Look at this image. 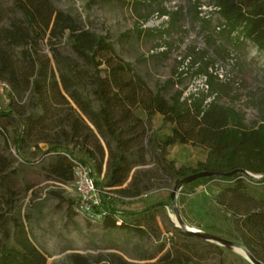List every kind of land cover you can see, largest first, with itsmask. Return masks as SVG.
I'll return each instance as SVG.
<instances>
[{"label": "trees", "instance_id": "16d2710c", "mask_svg": "<svg viewBox=\"0 0 264 264\" xmlns=\"http://www.w3.org/2000/svg\"><path fill=\"white\" fill-rule=\"evenodd\" d=\"M120 1L148 5L157 0ZM213 1L222 20L217 26L224 41L223 46L216 45L219 56L223 60L232 59L228 47L238 50L246 40L253 41L264 52V0ZM11 2L13 5L9 7L0 0V80L10 86V106L15 94L30 91L35 96V106L41 110L24 120L23 129L13 140L8 136L7 123L3 120L12 118L14 110L0 111V133L6 135L8 144H14L18 155L21 157L20 150L28 135L38 136L40 141L50 145L48 153H56L49 164L50 177L66 183L74 181V160L88 165L94 178L95 174L100 175L108 151L105 186L123 196H138L141 191L136 187L135 174L129 181L138 163L129 155L140 145L146 125L135 111L141 108L149 120L160 113L164 122L172 126L171 133L162 139L156 137L155 147L162 160H165L168 146L177 143L202 146L208 151L206 161L199 162L196 168L170 166L179 182L199 171L227 173L244 169L263 174L251 182L242 177L243 173H235L198 178L190 183L214 178L225 182L215 197L216 202L238 216L236 225L243 241L256 257H260L257 246H261L264 258V120L257 127L248 128L243 114L215 99L223 85L222 78L213 70L215 59H195L179 73L183 75L195 68L196 76L204 77L206 88H198L187 95L180 89L167 98L162 91L173 83L172 79L166 81L163 89L154 91L133 64L118 54L106 34L84 28L76 17L59 9L52 0ZM157 13L160 17L168 16L170 24L178 20L179 13L164 7ZM196 13L208 25L210 19L201 17L198 10ZM151 16H143L140 25L147 23ZM139 31L149 35L155 29ZM62 38L71 46L75 58L63 55L57 47L51 46L54 65L43 53L41 44L54 45ZM17 48L22 49L21 58L15 52ZM132 133L136 134L134 139L130 138ZM112 142L116 150L112 148ZM71 146L79 149L80 158ZM8 167L9 160L2 152L0 142V175ZM96 183L99 187L97 178ZM99 189L102 203L93 207V214H99L97 220L105 228L129 229L140 235L155 233L156 214L168 203H156L140 212L125 211L120 217L118 210L104 209V195ZM11 198L0 194L1 225L13 206ZM73 207L70 206L72 210ZM75 207H78V201ZM13 225V233L6 229L4 239L0 238V264H47V255L30 239L25 225L17 219L13 220ZM10 239L14 243H10ZM201 239L186 230H177L168 250L153 262H132L119 254H112L106 263L101 259L91 262L88 256L73 253L65 264H196V259L201 260L211 253H224L218 245L202 243Z\"/></svg>", "mask_w": 264, "mask_h": 264}, {"label": "rangeland", "instance_id": "374dc122", "mask_svg": "<svg viewBox=\"0 0 264 264\" xmlns=\"http://www.w3.org/2000/svg\"><path fill=\"white\" fill-rule=\"evenodd\" d=\"M1 1L5 6L13 5L11 0ZM91 1L89 5L90 0H52L59 9L76 17L84 28L106 34L118 54L133 64L154 91L163 89L170 79L173 83L162 91L167 98L180 89H184V95H187L198 88H206L203 85L204 77L196 76L195 68L183 75L179 73L195 59H215L213 70L223 80L215 99L221 105L234 107L243 114L248 128H255L264 120V52L253 41L246 40L245 45L238 50L228 47L232 59L223 60L219 56L216 47L223 46L224 41L220 38L217 26L222 20L213 0H157L148 5H132L120 0ZM163 7L179 13L176 23L170 24L166 15L160 17L157 11ZM196 10L200 11L201 17L210 19L208 25L197 17ZM148 14L152 15L150 20L140 25L143 16ZM149 28L155 29L154 33L148 35L139 31ZM51 46L57 47L63 55L75 58L65 38L54 45L43 42V53L52 59L54 65ZM21 50H15L19 58ZM12 102L10 106L0 95V111L9 108L14 110L12 118L3 120L7 123L6 129L11 140L18 137L27 117L41 113L30 91L15 94ZM135 113L143 118L146 125L140 145L135 146L129 155L132 161L138 163L129 181L135 174L140 195L123 196L105 186L108 181V151L101 174H95V177L104 195V209H116L120 217L125 211L140 212L156 203H168L156 214L153 235H140L129 229H108L98 220L89 221L75 207L78 195L73 181L65 183L50 177L49 164L56 153H48V143L30 134L21 147L20 157L14 144H8L6 135L0 133L2 152L9 160V167L0 175V194L12 197L13 201L5 223H0V238L4 239L6 229L13 233V220L17 219L25 225L34 244L47 255V264H65L73 253L84 254L91 262L101 259L102 263H106L112 254H119L132 262H153L168 250L171 239L176 236L177 230L182 229L181 221L191 230L220 236L250 250L237 228L238 216H234L232 211L227 212L225 207L216 202L215 197L222 191L224 181L214 178L193 184L179 182V178L170 171V166L196 168L199 162L206 161L207 149L177 143L168 146L165 160H162L155 143L157 138L162 139L172 132L171 124L165 123L160 113L154 114L151 120L141 108ZM135 135H130V138L134 139ZM112 148L116 150L114 142ZM73 149L80 158L82 153L79 149ZM246 171L242 172V177L250 182L263 177L262 173ZM71 205L74 206L73 210ZM201 240L202 243L218 245L224 253H211L201 260L196 259V264H254L233 247ZM10 243H14V240L10 239ZM257 247L260 257L250 252L264 263L262 247Z\"/></svg>", "mask_w": 264, "mask_h": 264}, {"label": "built area", "instance_id": "2783aa9c", "mask_svg": "<svg viewBox=\"0 0 264 264\" xmlns=\"http://www.w3.org/2000/svg\"><path fill=\"white\" fill-rule=\"evenodd\" d=\"M10 86L7 82L0 80V95L6 101H10ZM74 187L78 195V209L87 218L96 221L99 214H93V207L102 203L100 189L96 183V178L92 176L91 168L81 161L74 160Z\"/></svg>", "mask_w": 264, "mask_h": 264}, {"label": "water", "instance_id": "95a60500", "mask_svg": "<svg viewBox=\"0 0 264 264\" xmlns=\"http://www.w3.org/2000/svg\"><path fill=\"white\" fill-rule=\"evenodd\" d=\"M247 173L246 170L244 169H235V170H232L230 172H227V173H222V172H218V171H213V172H210V171H199L198 173H194V174H190L186 177L183 178V182H186V183H190V182H193V181H196L198 180V178H204V177H213V176H227V175H233L235 173ZM177 191V187L174 188V192L172 194V196L174 197L175 193ZM180 222V228H185L188 226L184 225L181 221ZM186 231L196 235L198 238H202L204 240H207V241H210V242H218V243H221L225 246H228V247H233L235 250H243L246 254L245 256L250 259V261H252L254 264H264L261 260H258L251 252L250 250H248L246 247H242L241 245L233 242V241H229L227 239H224L220 236H217V235H212V234H208V233H203L201 231H193V230H190L189 228L188 229H185ZM239 252V251H238ZM240 253V252H239ZM243 255V254H242ZM244 256V255H243Z\"/></svg>", "mask_w": 264, "mask_h": 264}, {"label": "bare ground", "instance_id": "6f19581e", "mask_svg": "<svg viewBox=\"0 0 264 264\" xmlns=\"http://www.w3.org/2000/svg\"><path fill=\"white\" fill-rule=\"evenodd\" d=\"M187 226H188V225H187ZM188 228H189V227H188ZM189 229H190V228H189ZM190 230H191V229H190ZM193 231H195V230H193ZM238 251H239L241 254H243V255L245 256L246 253H245L243 250H240V249H239Z\"/></svg>", "mask_w": 264, "mask_h": 264}]
</instances>
